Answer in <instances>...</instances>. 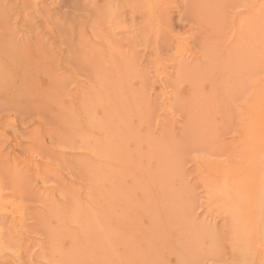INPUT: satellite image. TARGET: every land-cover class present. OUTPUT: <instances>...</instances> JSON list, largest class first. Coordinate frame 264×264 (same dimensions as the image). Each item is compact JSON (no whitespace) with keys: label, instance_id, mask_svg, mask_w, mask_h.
Masks as SVG:
<instances>
[{"label":"rangeland","instance_id":"374dc122","mask_svg":"<svg viewBox=\"0 0 264 264\" xmlns=\"http://www.w3.org/2000/svg\"><path fill=\"white\" fill-rule=\"evenodd\" d=\"M0 264H264V0H0Z\"/></svg>","mask_w":264,"mask_h":264}]
</instances>
